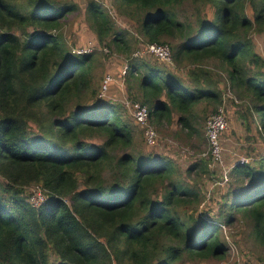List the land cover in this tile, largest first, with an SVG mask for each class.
<instances>
[{"label": "trees", "instance_id": "obj_1", "mask_svg": "<svg viewBox=\"0 0 264 264\" xmlns=\"http://www.w3.org/2000/svg\"><path fill=\"white\" fill-rule=\"evenodd\" d=\"M85 2L0 0V264H211L229 253L222 225L248 229L264 247V149L253 163L237 162L202 211L206 191L191 181L199 169L206 181L219 176L211 147L202 165L184 167L137 143L117 106L98 102L95 53L76 54L64 39L82 13L101 53L129 57L112 17L134 22L137 51L169 45L170 68L186 72L137 66L145 70L137 98L150 111L136 124L145 144L158 145L148 143V129L158 143L157 128L174 122L198 133L199 119L223 107V158L238 150L250 158L264 142V0ZM218 67L241 101L233 114ZM34 187L46 198L37 207Z\"/></svg>", "mask_w": 264, "mask_h": 264}, {"label": "rangeland", "instance_id": "obj_2", "mask_svg": "<svg viewBox=\"0 0 264 264\" xmlns=\"http://www.w3.org/2000/svg\"><path fill=\"white\" fill-rule=\"evenodd\" d=\"M79 5L84 6L86 3L85 0H72ZM103 4L108 7L112 5L109 3V0H99ZM115 10L116 7L114 6ZM187 9H190L188 5H186ZM186 8L184 10H186ZM112 19L116 24V28L118 32H121L129 41V52L131 55L127 57L126 55H116L111 54L110 56L101 53L100 46L97 42V39L93 32L90 30L84 15L81 13L80 15L73 16L64 29V39L66 41L67 46L75 52L79 54V52L85 53H92L96 55L98 59V73L100 78V83L98 86V98L99 103L102 105H111L117 106L118 112L121 114L124 121L129 122L134 129L135 132V141L137 143H142L145 145L150 151H159L165 156H168L176 161L180 166L187 167L192 160L196 161L199 164H203V161L199 160L203 155H207L209 151V142L206 133V126L208 124V120L206 118H201L198 121V127L196 128L199 132L198 133H190L186 129L184 130L181 128V125L174 122V124L170 126H160L157 128L158 130V145L157 147L151 148L148 147L143 138L142 130L136 126L134 120V106L136 104L141 105L142 99L141 95L137 98L138 93L141 94L140 91V84L139 81L145 74V70H137L138 67L144 63L149 64H159L161 66H165L166 73H171L176 75L177 77L183 78L186 72L183 70L178 71L176 68V64L174 68H170V65L161 62L157 57L154 58H144L136 57L135 52L141 46H139L138 41V30L137 25L126 19L120 18L118 16H113ZM173 42H176L174 40ZM169 46V45H167ZM144 48V47H142ZM170 48V46H169ZM171 50V48H170ZM132 64V66L130 65ZM217 65V63H215ZM131 66L129 70V66ZM218 66V65H217ZM168 68V69H167ZM222 73V87L225 93V104H229V99H233L234 104L231 106L230 112L233 114L236 107L241 105V101L237 98L236 95H233V91L230 90V85L228 82V78L226 73L222 70V68L218 67ZM111 75L114 79L113 83H110L108 91L102 95L101 88L104 82V79L107 75ZM133 74L134 76H139V80L134 79L130 75ZM88 103H94L93 97L89 96L87 98ZM222 106V105H221ZM205 108L200 106L197 109L199 115L203 113ZM208 116V115H207ZM211 116V115H210ZM206 117V115H204ZM228 129V126L226 130ZM225 130V131H226ZM207 137V138H206ZM230 143L240 144V140L238 141L235 137L228 139ZM221 142V141H220ZM260 147L257 152L251 154V159L244 151L238 150L234 155L233 159L226 160L223 158L224 149L222 146V155L221 158L217 161V164L221 166V169L218 167L216 168L217 176L216 178L211 177L209 181H206V175L199 169L198 176H193L192 184L202 182V186L205 189V193L207 198L205 203L201 206V210L205 211L212 208V199L216 192L219 190V186L224 189L229 183V173L231 169L240 161H244L246 163H253V160L258 157L261 149H264V142L260 139ZM222 145V144H221ZM233 147L227 151L229 154L233 153ZM209 155V154H208ZM222 176L220 178V175ZM222 180V181H221ZM218 181V182H217ZM204 182L208 183L209 185H205ZM217 182V183H216ZM208 187V188H207ZM33 195L30 198V202L33 204L34 207L41 205L40 199L37 195H41L43 197V193L37 187L32 189ZM216 191V192H215ZM216 201V199H213ZM243 231H240L239 225H235L233 227H227L226 225H222V235L227 239L229 244V253L227 257L222 262H216L211 264H258V261L264 264V247L255 243L253 239H247L250 232L248 229L243 228ZM243 232V233H242ZM235 236V239L232 240L231 236ZM57 258L53 256V262Z\"/></svg>", "mask_w": 264, "mask_h": 264}, {"label": "built area", "instance_id": "obj_3", "mask_svg": "<svg viewBox=\"0 0 264 264\" xmlns=\"http://www.w3.org/2000/svg\"><path fill=\"white\" fill-rule=\"evenodd\" d=\"M88 53V52H85ZM82 52H79V54H85ZM146 54L153 55L157 57L161 62L165 64H172L173 63V55L172 51L170 50L169 46L167 45H157V44H150L146 47H144L142 50H138L135 55L136 57L143 58ZM114 79L111 75H107L104 79L101 93L102 95L105 94L108 89L110 83H113ZM150 111L146 106H143L142 104H136L134 106V120L136 124H144L147 119L149 118ZM227 120L225 118V112L223 107H220L219 110L211 114V116L208 119V124L206 126L207 131V137L208 142L211 147V153L215 160H219L222 155V146L220 144V136L221 134L226 130L227 128ZM146 138L150 145H156L157 144V134L153 128H150L146 131ZM241 163H246L244 161H240ZM40 199V204L42 205L46 199L42 197L40 194L37 195ZM40 206V205H39ZM253 264V263H249Z\"/></svg>", "mask_w": 264, "mask_h": 264}, {"label": "clouds", "instance_id": "obj_4", "mask_svg": "<svg viewBox=\"0 0 264 264\" xmlns=\"http://www.w3.org/2000/svg\"><path fill=\"white\" fill-rule=\"evenodd\" d=\"M45 198V197H44ZM46 199V198H45Z\"/></svg>", "mask_w": 264, "mask_h": 264}]
</instances>
